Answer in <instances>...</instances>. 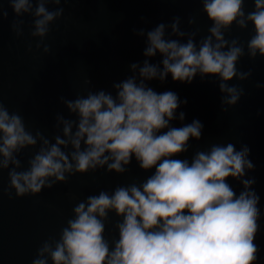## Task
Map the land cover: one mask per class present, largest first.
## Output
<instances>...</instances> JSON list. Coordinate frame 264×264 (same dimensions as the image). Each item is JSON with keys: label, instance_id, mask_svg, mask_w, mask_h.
<instances>
[{"label": "clouds", "instance_id": "clouds-1", "mask_svg": "<svg viewBox=\"0 0 264 264\" xmlns=\"http://www.w3.org/2000/svg\"><path fill=\"white\" fill-rule=\"evenodd\" d=\"M8 2L16 14L11 24L16 35L23 34V16L29 13L34 17L31 35L40 38L36 47L51 51L45 37L64 12L62 0ZM49 2L58 7L50 9ZM201 11L212 23L198 40L199 27H182L180 15L150 28L134 27L144 38L145 58L131 62V73L113 81L111 89L90 87L74 98L60 96L73 115L55 114L52 138L29 129L19 112L0 102V169L8 170L4 191L9 195L13 188L18 196L39 193L77 172L106 168L124 173L133 159L150 172L143 180L79 200L58 235L42 241L31 264H258L262 249L256 237L264 210L253 187L256 177L249 175L256 168L249 144L212 143L191 158H181L191 138L202 137L204 123L194 117L180 126L172 124L185 121L179 106L187 98L148 83L153 78L164 81L169 74L191 83L199 75L218 82L223 111L241 99L244 87L230 81L252 75L251 68L238 67L242 56H264V0H254L252 10L246 0H201ZM2 15L8 17L7 8ZM187 22L195 25L196 17L189 15ZM234 23L242 28L251 23L246 42L226 35ZM157 54L161 59L152 62ZM256 86L264 88V81ZM37 145L25 167L18 154ZM229 177L242 184L238 192ZM110 212L120 219L113 230L118 235L109 238Z\"/></svg>", "mask_w": 264, "mask_h": 264}, {"label": "water", "instance_id": "water-1", "mask_svg": "<svg viewBox=\"0 0 264 264\" xmlns=\"http://www.w3.org/2000/svg\"><path fill=\"white\" fill-rule=\"evenodd\" d=\"M62 5V16L51 23L45 37L51 51L44 52L42 46L36 47L40 38L31 35L34 17L24 14V31L17 36L11 27L16 14L8 0H0V102L10 112H19L29 129H40L50 138L56 132L55 114L73 115L60 96L74 98L77 93L86 94L90 87L111 89L113 81L131 73V62L145 58L144 38L133 31L134 27L150 28L180 15L182 27H199L198 40L208 33L212 23L201 11V0H62ZM47 6L58 7L52 2ZM253 6L254 0H246L247 10ZM4 8L9 13L6 18L2 15ZM189 15L196 17L195 25L188 24ZM141 17H146L149 23L145 24ZM251 34V23L247 28L234 23L226 33L242 42ZM160 59L159 54L150 58L152 62ZM238 67L251 68L252 75L242 81L235 77L230 81L242 85L245 93L227 111L221 109V92L214 79H201L197 75L187 83L174 80L169 74L164 81L153 78L148 83L157 91L171 89L187 98V103L179 106L186 113L185 121L175 119L172 124L180 126L194 117L204 123L202 137L191 138V146L180 154L181 158H191L197 149H206L212 143L231 141L237 147L249 144L250 158L256 164L249 175L256 177L253 187L261 195L264 210V111L257 114V109H264V88L256 86L257 81H264V56L252 58L246 54L240 58ZM37 149L38 145L29 146L18 154L25 167ZM149 174L133 159L124 173L106 168L77 172L67 181H57L39 193L18 196L14 188L11 195L4 191L8 186V170L0 169V264H31L42 241L58 235L79 200L101 189L111 190L118 184L143 180ZM228 179L237 192L242 188L240 181ZM109 215L106 235L110 238L118 235L113 230L120 217L115 212ZM256 243L262 249L258 264H264V218Z\"/></svg>", "mask_w": 264, "mask_h": 264}]
</instances>
